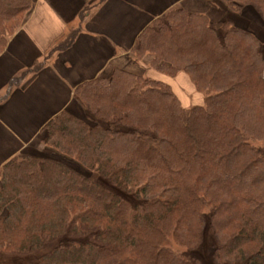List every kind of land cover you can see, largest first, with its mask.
<instances>
[{
  "label": "trees",
  "instance_id": "trees-1",
  "mask_svg": "<svg viewBox=\"0 0 264 264\" xmlns=\"http://www.w3.org/2000/svg\"><path fill=\"white\" fill-rule=\"evenodd\" d=\"M220 1L222 36L207 14L170 9L138 36L136 66L75 89L84 115L44 126L46 153L87 175L24 154L2 166L0 253L56 243L37 264H203L208 228L213 264H264V0ZM33 3L0 0V54ZM247 10L259 30L239 25ZM153 74L185 75L202 103Z\"/></svg>",
  "mask_w": 264,
  "mask_h": 264
},
{
  "label": "crops",
  "instance_id": "crops-1",
  "mask_svg": "<svg viewBox=\"0 0 264 264\" xmlns=\"http://www.w3.org/2000/svg\"><path fill=\"white\" fill-rule=\"evenodd\" d=\"M203 2L207 3L36 0L25 23L8 38L0 54V171L15 156L45 151L43 128L51 119L65 111L84 115L75 98L79 85L109 74L114 67L136 66L131 50L140 33L156 18L180 7L205 13L214 24L221 22L224 12ZM70 34V44L59 46ZM179 76L171 86L166 81L171 79L153 74L177 89L174 92L185 107L201 104L202 96L185 75L182 82L189 86L180 91Z\"/></svg>",
  "mask_w": 264,
  "mask_h": 264
},
{
  "label": "rangeland",
  "instance_id": "rangeland-1",
  "mask_svg": "<svg viewBox=\"0 0 264 264\" xmlns=\"http://www.w3.org/2000/svg\"><path fill=\"white\" fill-rule=\"evenodd\" d=\"M207 2V0H205ZM36 0H34L33 6L31 11L34 8V4H35ZM219 3H212V6L215 7L217 10L219 9L220 11H223L221 7H224V2L222 1H217ZM221 2V3H220ZM205 3V2H203ZM209 3V1L207 2ZM205 3V5L207 4ZM207 6V5H206ZM30 11V12H31ZM30 12L26 15V18L24 20V23L27 19V17L29 16ZM243 18H241V20L238 21L240 26H246L247 23H249V21H252L251 24L254 26L255 30H259V24L257 19H255L252 14V12H250L249 10L245 11L244 14L242 15ZM23 23V24H24ZM23 24L21 26H23ZM220 22L216 23V29L219 33L220 36H222V31L220 29ZM21 26L19 28H21ZM258 37L263 39L264 34L260 33L259 31L257 32ZM59 46L63 45L62 42L58 44ZM153 76V75H152ZM183 75H180L178 77L180 84H181V89H185L186 88V84L188 85V82H182V78ZM164 80V79H163ZM168 83H170L171 86H173V82L177 81L174 80H167ZM189 86V85H188ZM174 89V88H173ZM176 88L174 89V91L176 92ZM43 140H44V135H43ZM255 146L259 147V148H263L264 149V140L262 141H256L253 143ZM42 147V146H41ZM40 147V148H41ZM44 148V147H43ZM46 149L43 152H39L37 155H34L37 158H50L56 161H60V162H64L65 164L71 166L72 168L76 169L77 171H79L82 174L87 175V173L82 170L80 167L77 166V164H74L72 162H69V160H66L65 158L59 156L58 154H53L52 155H48L46 153ZM30 156V155H28ZM56 245V243H52V244H45L40 250H37L29 255H11V254H2L0 253V264H37L38 260L45 254H48L52 251L53 247ZM212 237L210 236V231L208 228L205 229L204 232V237H203V242L201 244V246L199 247V249L197 251H195V255L202 261L203 264H213L212 262Z\"/></svg>",
  "mask_w": 264,
  "mask_h": 264
}]
</instances>
